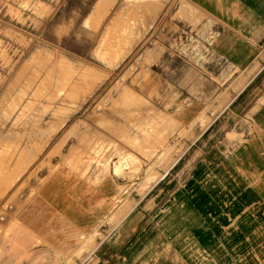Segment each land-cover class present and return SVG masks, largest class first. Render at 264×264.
Segmentation results:
<instances>
[{"label":"rangeland","instance_id":"rangeland-1","mask_svg":"<svg viewBox=\"0 0 264 264\" xmlns=\"http://www.w3.org/2000/svg\"><path fill=\"white\" fill-rule=\"evenodd\" d=\"M200 18L189 0H0V264H89L153 198L211 122L170 108L177 30Z\"/></svg>","mask_w":264,"mask_h":264},{"label":"crops","instance_id":"crops-1","mask_svg":"<svg viewBox=\"0 0 264 264\" xmlns=\"http://www.w3.org/2000/svg\"><path fill=\"white\" fill-rule=\"evenodd\" d=\"M189 2L170 108L211 122L89 264H264V0Z\"/></svg>","mask_w":264,"mask_h":264},{"label":"bare ground","instance_id":"bare-ground-1","mask_svg":"<svg viewBox=\"0 0 264 264\" xmlns=\"http://www.w3.org/2000/svg\"><path fill=\"white\" fill-rule=\"evenodd\" d=\"M10 133V132H9Z\"/></svg>","mask_w":264,"mask_h":264}]
</instances>
